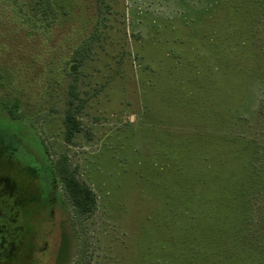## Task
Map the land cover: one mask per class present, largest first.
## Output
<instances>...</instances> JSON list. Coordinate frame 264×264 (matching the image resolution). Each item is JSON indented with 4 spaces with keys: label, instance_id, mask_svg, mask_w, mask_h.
Returning <instances> with one entry per match:
<instances>
[{
    "label": "rangeland",
    "instance_id": "374dc122",
    "mask_svg": "<svg viewBox=\"0 0 264 264\" xmlns=\"http://www.w3.org/2000/svg\"><path fill=\"white\" fill-rule=\"evenodd\" d=\"M29 1L0 0V264H264V0H57L42 22ZM62 155L97 196L81 224Z\"/></svg>",
    "mask_w": 264,
    "mask_h": 264
},
{
    "label": "trees",
    "instance_id": "16d2710c",
    "mask_svg": "<svg viewBox=\"0 0 264 264\" xmlns=\"http://www.w3.org/2000/svg\"><path fill=\"white\" fill-rule=\"evenodd\" d=\"M33 0H30L27 3V6L30 8L32 7V10L38 11L40 7H44L43 11V17L40 18V21L42 22L43 19L49 15H54L55 5L57 3V0H38L36 2H32ZM30 10V12H32ZM33 14V12H32ZM32 16H29L27 13V17L25 21H32ZM35 21V20H34ZM35 25V23H33ZM39 25V24H38ZM82 58V57H81ZM76 64L73 65V69L76 71L81 64V59L79 58L77 60L76 58ZM1 86V85H0ZM77 87L76 83L70 84L69 89V98L67 102V108L64 112V139L66 143L71 144L73 143L75 137L83 131L82 124L80 120L78 119L77 115L81 110V107L77 105L78 102V94H77ZM54 173L56 177L59 179L64 196L68 200L69 204L71 205L74 213V219L77 224H81V222L86 219L87 217L91 216L96 212L97 209V196L93 189L86 183L82 182L74 169H72L69 159L66 155L60 156V158L53 163ZM219 224L227 225L226 228L222 227L220 230L223 233L229 232V225L224 222V220L219 219ZM192 227H189L186 229L188 231L189 229H192ZM193 230V229H192ZM191 230V231H192ZM204 230V229H201ZM195 231V230H194ZM184 232L182 235L179 236H173L179 237L181 244L184 249L185 246L188 245L193 250L194 248L202 246L204 249H211L216 251L218 255H220L218 261H227L231 260L233 258H237L238 261H244L245 258L254 259V256L250 253L245 254L241 252H233L230 251L232 248L231 242L226 241L223 236L219 235L223 239H218L217 236H213L212 238H208L207 235L202 233V236H194L188 235ZM226 235V234H225ZM187 236V237H185ZM189 236V237H188ZM200 238H203L200 240ZM173 240V238H172ZM184 249H181L178 252V255L181 254ZM183 255V254H182ZM259 261H262L260 259ZM264 261V260H263Z\"/></svg>",
    "mask_w": 264,
    "mask_h": 264
},
{
    "label": "flooded vegetation",
    "instance_id": "af4514ba",
    "mask_svg": "<svg viewBox=\"0 0 264 264\" xmlns=\"http://www.w3.org/2000/svg\"><path fill=\"white\" fill-rule=\"evenodd\" d=\"M0 204H5V202H1L0 201ZM1 205H0V211H1V216H0V238H1V243H0V248L2 246H6V242L9 238H7L8 236V232H9V229L11 228L10 225H8V222H7V218H9V216H5L4 215V212H2L3 210H1ZM3 216H5V218H3V220L1 219ZM3 222V223H2ZM7 238V239H6ZM5 241V243H4Z\"/></svg>",
    "mask_w": 264,
    "mask_h": 264
}]
</instances>
